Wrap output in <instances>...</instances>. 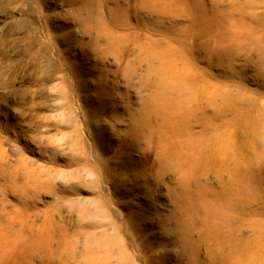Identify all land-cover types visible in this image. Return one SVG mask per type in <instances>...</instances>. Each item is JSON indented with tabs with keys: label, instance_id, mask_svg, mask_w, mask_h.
I'll use <instances>...</instances> for the list:
<instances>
[{
	"label": "rangeland",
	"instance_id": "rangeland-1",
	"mask_svg": "<svg viewBox=\"0 0 264 264\" xmlns=\"http://www.w3.org/2000/svg\"><path fill=\"white\" fill-rule=\"evenodd\" d=\"M0 264H264V0H0Z\"/></svg>",
	"mask_w": 264,
	"mask_h": 264
},
{
	"label": "bare ground",
	"instance_id": "bare-ground-1",
	"mask_svg": "<svg viewBox=\"0 0 264 264\" xmlns=\"http://www.w3.org/2000/svg\"><path fill=\"white\" fill-rule=\"evenodd\" d=\"M87 2V1H86ZM90 2V1H89ZM89 5V4H88ZM90 6V5H89ZM48 42V41H47ZM49 43V42H48ZM26 45H27V49L29 50V53L31 54V52H32V54H33V56H34V58L35 59H37L38 60V58H39V56H41V55H39V53H38V51H37V49H35V47H34V43L32 42V40L29 38V40L27 41V43H26ZM23 50V49H22ZM31 51V52H30ZM31 54V55H32ZM36 62V61H35ZM7 63V62H6ZM10 64V63H9ZM35 64V63H34ZM5 65H7V64H5ZM12 65V64H11ZM36 67V66H35ZM12 70V67L10 66V65H8L7 66V72L9 71H11ZM45 70V69H44ZM8 72V73H9ZM42 72V71H41ZM177 75V74H176Z\"/></svg>",
	"mask_w": 264,
	"mask_h": 264
}]
</instances>
